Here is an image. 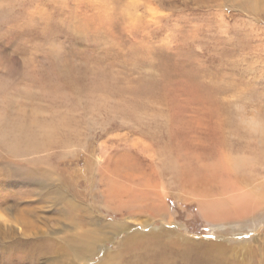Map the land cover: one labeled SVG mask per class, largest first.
Listing matches in <instances>:
<instances>
[{"label":"rangeland","instance_id":"1","mask_svg":"<svg viewBox=\"0 0 264 264\" xmlns=\"http://www.w3.org/2000/svg\"><path fill=\"white\" fill-rule=\"evenodd\" d=\"M15 2L17 38L0 36V60L11 59L16 70L49 44L74 53L118 46L129 91L145 108L88 120L71 113L52 123L42 139L22 126L15 138H0V264H47L51 252L70 259L65 254L71 245L78 250L79 237L73 229L64 232L74 219L83 230L90 217L123 222L127 216L103 206L111 199L110 185L123 196H137L133 201L146 197L143 190L162 191L168 216L128 217L130 230L172 227L189 243L200 242L192 256L171 264H205L208 243L221 246L224 264H264V165L252 160L234 170L215 147L220 97L240 91L264 102V0ZM246 127L258 131L255 120ZM194 189L218 193L232 208L241 198L250 200L248 212L211 222L199 212ZM258 190L260 201L253 192ZM124 230L108 228V238L101 236L92 248L87 238L84 261L70 264L105 263L128 252L120 244ZM44 239L52 250L38 253ZM126 256L135 260L133 253Z\"/></svg>","mask_w":264,"mask_h":264},{"label":"clouds","instance_id":"2","mask_svg":"<svg viewBox=\"0 0 264 264\" xmlns=\"http://www.w3.org/2000/svg\"><path fill=\"white\" fill-rule=\"evenodd\" d=\"M18 15L15 0H0V36L12 35ZM119 50L74 53L60 44H49L39 56L25 57L21 67L0 60V138H15L21 126L42 139L55 121L75 113L81 120L109 117L145 104L132 95ZM19 72V75L16 72ZM217 87L220 84L216 85ZM215 126L216 151L230 166H247L252 160L264 165V102L237 91L220 97ZM255 120L258 131L249 132ZM209 214L220 208L221 196L210 190H193Z\"/></svg>","mask_w":264,"mask_h":264},{"label":"bare ground","instance_id":"3","mask_svg":"<svg viewBox=\"0 0 264 264\" xmlns=\"http://www.w3.org/2000/svg\"><path fill=\"white\" fill-rule=\"evenodd\" d=\"M232 167L234 168V170L240 168L239 166H232ZM163 189L165 190L164 185H163ZM152 191L143 190L142 194L144 195L147 194L146 197L143 196V198L141 197L137 199V201H133L135 200L137 196L134 197V194H126L125 196H123L121 193V190L118 191V188L115 185L113 186L110 185V189L107 190V193L110 194L109 196H111V199H108L107 202H105L103 206L110 211L111 210L114 211L115 213L120 212L122 215L127 216V218H124L123 220H121L123 222L118 221L116 222V224H114L112 222L104 223L102 221L103 217L101 218V216H100V219H96V217H90L88 221V228H86V230H83L79 226L78 223L80 221L77 222L78 220L72 219L73 224L70 222L72 224L71 226L72 228L68 230H66L65 228L66 231L64 232V234L72 233L73 230L75 231V233L79 237L78 240L80 242V245L77 246L78 250H76L75 246L71 245L70 248H68V250H71V252L66 253V250L62 247V244L59 241H57L60 245L58 254L63 255L64 253H66L65 256H70L71 258L69 257L70 259L64 260L62 259V257H58L57 253H56L57 257H54L51 252L50 257H49V262L47 261V264H70L72 262H76V263L80 261L83 262L84 261L83 256H85L88 252L86 254H85L86 251L80 253L81 250L89 251V248H84L85 242L88 239H90L92 241V243L90 244L92 248V246H94L97 240H101V236L103 235L106 236L107 233L110 232V231L108 232L106 231L108 228H110L111 230L113 229V231L111 232L115 234L118 231L127 229V230H124L126 233H125V236L122 238L120 244L124 246L121 249H125V246H127L128 248H130V250L126 253H124V251L121 250L122 252H118L117 254H114L113 257H110L111 261H108V262L104 261L105 263L99 262L98 264H147L148 261L152 259L160 260V264H171L170 263L171 261H175V260L179 261V260H182V258L185 256H192V252H194L198 247V245L196 244H199L200 242L193 243L194 245L189 243L190 241H188L186 237L184 238L181 232H177L172 227H170V229L155 228L154 230H151V232L149 233H142L143 231L130 230L132 228V225H131L132 223L129 221L128 216L138 215L142 217L144 213H147L146 216H150L155 219V218H159L162 216L165 217L169 215L168 207L166 206L165 200L163 199L164 196H163L162 191H159L157 193L154 190ZM253 192L257 194V195H254L256 198V201H260L259 199L260 198L259 196H261L259 195L260 191L258 190V191H253ZM243 196H245V192ZM115 198L116 200L118 198V201H115L114 204H111L112 199H115ZM249 201L245 200L244 198H241L240 203L237 204L236 207L234 208H232V206L230 207L229 201L226 203H225V200L222 202L220 201V208L215 214H209L206 211V209L201 204H199V209H200L199 212L204 218H206L207 220L211 222L221 221L223 219H226L228 217L230 218L233 216L241 217V215L246 214L248 212L247 206L249 204L248 203ZM98 223H99V230H97ZM142 223L147 224L148 222L144 220L142 221ZM143 229L146 230V228H143ZM93 231L95 234H93L94 236L92 238V236L90 235L92 234ZM59 235H62V234H59ZM169 237H172V240H171L172 243L169 242L168 240ZM107 238H108V235H107ZM103 239L104 238H102V240ZM51 245L52 243L50 242V240L44 239L40 241V243L36 247V251L42 254L47 253L48 251L52 250ZM87 246L89 247V245ZM53 250H56V249H53ZM205 250L206 251L202 250L205 253L204 256L202 257L204 259L203 262L205 264H209L211 262L212 264L213 263L224 264L221 262V261H224L222 260L223 258L221 257L222 256L221 254L224 253V250L221 248L219 244L208 243V246L205 248ZM127 253H133L135 260L128 261L127 256H126ZM89 258H90V254H89ZM90 261H92V259ZM205 261H208L209 263H206Z\"/></svg>","mask_w":264,"mask_h":264}]
</instances>
